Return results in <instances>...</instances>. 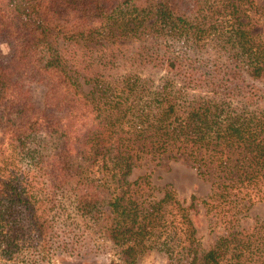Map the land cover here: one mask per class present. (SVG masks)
<instances>
[{
  "label": "trees",
  "instance_id": "1",
  "mask_svg": "<svg viewBox=\"0 0 264 264\" xmlns=\"http://www.w3.org/2000/svg\"><path fill=\"white\" fill-rule=\"evenodd\" d=\"M259 9L0 0V264H264V218L240 223L264 200ZM144 158L185 161L209 183L208 249L195 195L186 204L147 174L129 179Z\"/></svg>",
  "mask_w": 264,
  "mask_h": 264
},
{
  "label": "rangeland",
  "instance_id": "2",
  "mask_svg": "<svg viewBox=\"0 0 264 264\" xmlns=\"http://www.w3.org/2000/svg\"><path fill=\"white\" fill-rule=\"evenodd\" d=\"M255 3L259 6V11L255 14L251 12L249 14L254 16V30L264 36V0H255ZM0 51L4 54L8 52L5 40L0 42ZM154 76V83L157 84L160 80V74H154ZM28 87L34 98L40 101L43 92L41 85L30 83ZM84 88L87 89V86ZM140 174L148 175L151 185L155 187V192H161L160 190H162L163 187L169 186L175 191L177 197L186 201V204L190 202L191 195L197 197V209L193 210L191 214L197 227L201 247L203 250L208 249L213 244L216 237V233L211 231L208 227L201 206V199H204L209 192V183L197 175L194 167L181 160L164 159L158 162L156 160L150 161L144 158L135 165L129 179L134 180L136 176ZM255 218H264V200L255 202L250 207L247 214L240 219L241 226L247 227L252 224ZM113 258L114 257L109 254H100L88 256L80 263H76L71 258H65L64 264H107ZM61 262L53 260L52 264H61ZM165 263V260L161 258L144 262V264Z\"/></svg>",
  "mask_w": 264,
  "mask_h": 264
}]
</instances>
